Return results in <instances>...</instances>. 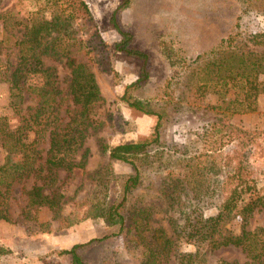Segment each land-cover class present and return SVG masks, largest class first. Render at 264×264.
Returning a JSON list of instances; mask_svg holds the SVG:
<instances>
[{
	"label": "rangeland",
	"instance_id": "rangeland-1",
	"mask_svg": "<svg viewBox=\"0 0 264 264\" xmlns=\"http://www.w3.org/2000/svg\"><path fill=\"white\" fill-rule=\"evenodd\" d=\"M35 1L0 0V63L7 68L14 65L15 51L10 47L12 39L3 41L2 26L5 24L16 37L19 32L9 27L16 20L31 16L49 19L50 9L42 1ZM82 1L90 23L80 26L72 21L69 28L81 36L90 27L95 28L108 57L107 71L103 72L101 65H88L101 101L91 108L86 136L74 156L82 168L68 173L57 170L54 182L43 187V194L55 192L60 196L54 210L29 207L24 195L33 184L41 185L33 171L41 161L30 166L27 176L22 172L13 175L4 203L0 200V209L7 215V221L0 220V264H69L58 252L90 240L96 241L78 251L85 264H145L147 249L154 246V230L170 242L164 254L154 255L158 264H176V255L194 252L193 242L176 234L181 213H189L194 197L206 194L209 186L222 182L224 176L230 177L236 168L248 173L246 178L253 184L251 192L264 197V92L257 95L253 111L230 114L224 107L234 98L232 90L219 88L204 66L208 63L211 69L216 53L228 45L230 50L243 46L256 55L264 52L261 41H249L253 35H264V0H128L120 11V23L132 34V48L147 54L150 61L145 83L128 90L127 95L160 112L156 140V118L132 111L119 101L124 87L135 81L138 71L136 59L112 51L119 37L109 19L122 0ZM76 57L83 60L84 55ZM26 66V85L39 87L47 76L48 82L57 87L54 102L57 117L64 123L65 111L71 110L65 96L67 71L60 61L48 56L29 60ZM257 81L264 83V75H259ZM202 82L208 85L205 92L200 89ZM33 97L34 93H26L20 104L27 114L35 108ZM236 98L241 100L242 96ZM9 102L7 83L0 80V121L13 130L19 125L21 112L16 114ZM33 138V133L27 132L21 140L29 143ZM152 140L148 150L157 151L151 159L136 161L140 180L127 195L125 205L128 212L144 211L147 230L139 235L127 227L120 231L118 225L106 222L105 215L107 208L117 203L120 186L131 169L126 163L114 161L109 171L102 172V148ZM3 142L0 139V165L5 159L9 164L19 162L21 153L8 151ZM46 142L44 132L34 146L41 157ZM39 174L41 177L45 172ZM227 188L224 186L223 193ZM239 192L237 207H242L250 193L243 188ZM163 193L170 195L165 197ZM209 197L217 199L218 194L211 191ZM203 212L207 215L214 211ZM240 224V219L233 217L226 228L237 234ZM263 225L264 209L254 211L245 228ZM220 261L252 264L233 247L203 254L202 264Z\"/></svg>",
	"mask_w": 264,
	"mask_h": 264
},
{
	"label": "trees",
	"instance_id": "trees-1",
	"mask_svg": "<svg viewBox=\"0 0 264 264\" xmlns=\"http://www.w3.org/2000/svg\"><path fill=\"white\" fill-rule=\"evenodd\" d=\"M40 1L43 2L45 8L50 9L49 19L31 16L24 21L16 20L9 26L10 29H16V32H19V36L16 37L9 32L5 24L2 26L3 41L10 42L12 39L10 47L15 51V62L12 68H7L0 63V80L7 83L11 109L15 110L16 114L20 112L21 114L19 125L13 130L7 127V123L0 121V139L4 140L3 147L9 149L8 151L21 153V160L9 164V160L5 159V162L0 165V200L3 204V199L7 197L8 187L13 181V175L22 172L27 176L31 169L30 166L41 161V165L33 169L34 176L41 182V185L33 184L29 190L24 192V195L29 207L35 209L45 207L54 210L58 206L60 196L57 197L55 192L49 195L43 194V187L54 182L57 170L68 173L74 168H82V163L75 161L74 156L80 150L86 136V130L90 124L91 108L101 101L88 65L96 64L98 67L101 65L103 72L107 71L108 57L95 28L90 27L84 36L75 31L71 32L69 28V22L72 21H78L80 26L90 23L89 11L82 0H36L35 2ZM127 2L128 0H122L112 11L109 19L111 28L119 37L112 44V51L138 61L136 79L124 87L119 101L132 111L156 118L157 123L153 130L156 140L158 122L161 119L160 112L148 109L141 101L127 95L128 90L145 83L150 61L147 54L132 48V34L120 23V11ZM249 41L252 44L261 41L263 46L264 35H253L249 37ZM231 48L228 45L216 53L218 57L210 62L211 69L208 63L204 66L213 77L211 81H214L219 88L224 92L232 90L234 98L226 102L224 109L229 110L230 114L247 113L254 110L257 95L264 92V83L257 81L259 75H264V52L256 55L251 50H244L243 46L234 48V50H230ZM80 53L84 55L83 60L76 57ZM44 56L60 61L63 69L68 73L65 96L71 104V110L65 111L66 121L64 123L60 122L62 118L57 117L58 106L54 102L58 89L48 82L47 76H44V81L39 87L26 85L27 62L29 60L38 61ZM94 59L97 62H93ZM200 89L205 92L208 89L207 82H202ZM26 93H34L33 99L36 105L31 114H27L25 109L20 108ZM238 94L242 96L241 100L236 98ZM27 132H32L34 138L29 143H24L21 138L23 135L25 137ZM44 132H47V142L44 155L41 157L34 146L38 136ZM153 143L154 140L151 143H127L110 147L104 145L102 148L105 154V166L102 172L109 171L114 161L126 163L131 169V174L123 180L120 186V197L117 203L110 205L105 215L106 222L118 225L120 231L127 227L139 235L140 232L147 230L146 223L143 221L144 211L136 209L128 212L125 205L127 195L139 184L140 165L137 162L144 158L151 159L157 151L148 150ZM42 171L45 175L40 177L39 172ZM246 176L248 173H244L243 168H236L230 177L224 176L222 182L214 183V187L209 186L206 194L194 197V205L189 213L186 215L181 213L176 234L180 238L191 240L194 252L176 255V264H202L203 254L225 247L238 249L252 264H264V225L252 230L245 228L252 213L264 209V197L251 192L253 184ZM224 186L228 188L223 193ZM240 188L250 194L243 206L237 207ZM211 191L218 194L217 199L209 197ZM169 195L170 193L164 194L165 197ZM203 210L214 212L205 215ZM233 217H238L241 223L237 234H233L226 228L228 220ZM0 220L7 221V215L2 209H0ZM153 232L154 246L147 249L149 252L146 260L148 261L145 264H158V257L154 255L164 254L167 250L166 246L170 244L168 239L163 238L160 231L154 230ZM137 240L140 242V238ZM95 241L74 244L69 249L58 252V255L66 257L69 264H85L78 251ZM1 251L0 248V253ZM43 264L54 263L45 261ZM218 264L235 263L220 261Z\"/></svg>",
	"mask_w": 264,
	"mask_h": 264
}]
</instances>
